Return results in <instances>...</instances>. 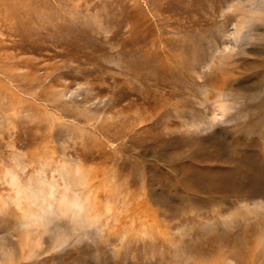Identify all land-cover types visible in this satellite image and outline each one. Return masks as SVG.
Instances as JSON below:
<instances>
[{
    "label": "rangeland",
    "instance_id": "rangeland-1",
    "mask_svg": "<svg viewBox=\"0 0 264 264\" xmlns=\"http://www.w3.org/2000/svg\"><path fill=\"white\" fill-rule=\"evenodd\" d=\"M234 1L0 0V201L18 198L13 173L62 187L59 165H79L76 187L127 214L53 249L44 233L12 264L250 259L264 230V209L247 210L264 203V7L233 37ZM129 197L143 216L116 202ZM8 203L0 243L16 247Z\"/></svg>",
    "mask_w": 264,
    "mask_h": 264
},
{
    "label": "bare ground",
    "instance_id": "bare-ground-1",
    "mask_svg": "<svg viewBox=\"0 0 264 264\" xmlns=\"http://www.w3.org/2000/svg\"><path fill=\"white\" fill-rule=\"evenodd\" d=\"M245 4L243 0H235L229 6L232 10L240 12V16L236 19V22H234L233 31L230 33L233 37L238 35V32L249 20L248 14L251 16L253 14H261L263 11L264 3L263 5H252L251 2L249 6H245ZM225 47L226 44L224 45V49ZM231 48L230 46L229 50H231ZM1 75L8 80L7 76ZM6 89L7 88H5V90ZM226 107V104L220 102V100L214 103L211 120H214L217 116L222 117ZM74 162V164H81L83 161L79 159ZM59 167L65 169L64 172L61 171V178L63 179L62 187L58 186L57 179L54 175H52L50 179L37 178L35 180V185L34 179L30 177V183L25 186L20 183L15 173L11 175L10 183L15 188L18 198H1L0 204H4V211L9 205V203L6 204L9 200L10 203L12 202L15 205V212H19V216L14 222L15 226L9 227V230H17L21 234L19 235V242L16 247H9L5 245V243H0V264H12L14 261L20 259L21 256L26 258L34 256L37 253V248L40 247L43 240H45L42 238L44 237L42 236L44 233L50 234L48 235L47 243L48 247L53 249L65 245L66 243L69 244L70 242L76 241V239H80L87 235L89 228L92 227L96 229L97 235L103 233L107 229L111 230L114 227L113 225L111 228L112 219L116 222L115 227L124 222L126 216H121L122 213H120L121 211L119 210V212H116L117 207L112 209L113 206L111 201L113 200H111V198H105L104 201L106 202L103 204L102 198H93V200H91V198H88V193L85 194L80 188L78 189V187H76L78 183L83 186L87 183L85 172L81 170L79 165L74 166L72 172L68 171L67 167L63 166V164L59 165ZM59 167L55 166L52 169L59 170ZM65 176L67 177L65 178ZM132 199L130 197L118 198L116 202H120L122 206L125 207V210L128 211V218L143 216L144 212L140 210V207L139 210L132 211ZM260 203L261 204L253 206V208H247V210H249V212H254L256 209L258 210V208L259 210L260 208L264 209V203ZM0 207L2 206L0 205ZM134 208H136V206ZM104 212H108L109 214H104ZM122 215L127 214L124 213ZM154 220L156 221V219ZM223 223L226 224L228 221L223 219ZM123 235L124 232L122 236ZM11 236L13 235L11 234ZM252 248V255H257L260 263L261 259L259 257L264 256V230L255 236V243L250 251ZM252 255L250 254V259L246 261L243 257L245 264H253L251 261ZM237 258L236 256L233 258L230 254L225 255V260L228 261L229 264H232V261L235 262L234 264H241ZM195 264H197V262H195Z\"/></svg>",
    "mask_w": 264,
    "mask_h": 264
}]
</instances>
